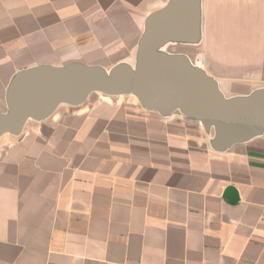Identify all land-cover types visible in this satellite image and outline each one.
I'll list each match as a JSON object with an SVG mask.
<instances>
[{
    "label": "crops",
    "instance_id": "crops-1",
    "mask_svg": "<svg viewBox=\"0 0 264 264\" xmlns=\"http://www.w3.org/2000/svg\"><path fill=\"white\" fill-rule=\"evenodd\" d=\"M168 2L0 0V107L25 69L134 68ZM186 42L170 55L226 98L264 89V0H200ZM214 138L179 109L100 91L0 135V264H264V131Z\"/></svg>",
    "mask_w": 264,
    "mask_h": 264
},
{
    "label": "water",
    "instance_id": "water-1",
    "mask_svg": "<svg viewBox=\"0 0 264 264\" xmlns=\"http://www.w3.org/2000/svg\"><path fill=\"white\" fill-rule=\"evenodd\" d=\"M200 0H169L152 13L139 43L137 64L114 67L69 63L40 65L18 72L0 107V135L19 134L29 118L52 114L60 104L78 105L90 93L134 94L148 109L181 110L214 128V145L224 148L264 131V89L249 96L226 98L216 81L183 55L159 52L169 41L197 35Z\"/></svg>",
    "mask_w": 264,
    "mask_h": 264
},
{
    "label": "rangeland",
    "instance_id": "rangeland-1",
    "mask_svg": "<svg viewBox=\"0 0 264 264\" xmlns=\"http://www.w3.org/2000/svg\"><path fill=\"white\" fill-rule=\"evenodd\" d=\"M188 43L185 41H182L181 39H176V40H172L169 41L168 43H166L165 45H163L160 49L159 52L163 53V54H179V53H189L190 52V48H188ZM122 95H133L135 97H137L134 94H122ZM138 98V97H137Z\"/></svg>",
    "mask_w": 264,
    "mask_h": 264
}]
</instances>
